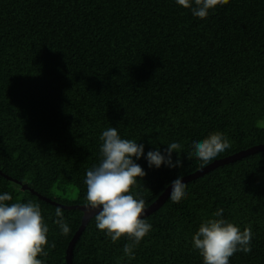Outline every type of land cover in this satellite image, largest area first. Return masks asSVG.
I'll return each mask as SVG.
<instances>
[{"label": "trees", "instance_id": "trees-1", "mask_svg": "<svg viewBox=\"0 0 264 264\" xmlns=\"http://www.w3.org/2000/svg\"><path fill=\"white\" fill-rule=\"evenodd\" d=\"M109 127L145 155L182 145L183 167L136 161L146 176L132 194L146 207L178 175L201 169L187 159L194 141L217 131L230 141L209 164L264 144V0H229L203 20L176 0H0V172L17 181L0 176V194L39 205L49 228L43 264H66L82 218L69 207L86 204V172L100 163ZM185 184L179 203L169 195L143 217L152 230L135 259L124 256L129 241L113 243L93 216L72 264H203L192 236L218 208L253 233L251 253L229 264H264V151Z\"/></svg>", "mask_w": 264, "mask_h": 264}, {"label": "clouds", "instance_id": "clouds-1", "mask_svg": "<svg viewBox=\"0 0 264 264\" xmlns=\"http://www.w3.org/2000/svg\"><path fill=\"white\" fill-rule=\"evenodd\" d=\"M229 0H176L177 5L190 10L192 15L206 19L218 6L226 5ZM101 160L97 166L86 172L85 208L94 213L96 228L105 233L113 243L126 238L129 242L123 246L124 256L135 259V249L150 233L152 225L145 216V201L137 199L132 193L138 186V179L146 176L144 169L136 162L146 159L148 167L170 169L183 167L181 160L182 145L177 142L168 144L163 151L160 148L149 150L145 155V146L134 140L123 139L117 127H109L99 137ZM151 143V141H149ZM231 147L228 138L221 132H213L199 142H193V156L205 168L211 161ZM173 153L176 159L173 161ZM187 184L178 175L171 182L170 200L179 203L187 195ZM13 197L0 194V264H43L38 257L48 253L49 228L44 221L39 205L31 202H11ZM223 209L218 208L213 218L204 220L192 236V247L202 257L203 264H229L230 258L237 252L249 254L252 251L253 233L251 226L241 228L221 218ZM55 223L61 235L71 231L57 209ZM52 248L55 247L53 243Z\"/></svg>", "mask_w": 264, "mask_h": 264}, {"label": "water", "instance_id": "water-1", "mask_svg": "<svg viewBox=\"0 0 264 264\" xmlns=\"http://www.w3.org/2000/svg\"><path fill=\"white\" fill-rule=\"evenodd\" d=\"M261 151H264V144L256 145V146H253V147H251L245 151L237 152V153L230 155L228 157H225L223 159H219V160L214 161L213 163L209 164L205 168L199 169L198 171L194 172L193 174L183 177V182L184 183L189 182L191 180H194L198 177L203 176L205 173L212 170L213 168H216L218 166H221L223 164H226V163H229V162H232L235 160H239L243 157H246L248 155L255 154V153H258ZM0 176L4 177L6 180H8L10 182L11 181L15 182V183L17 182L16 180H13L12 178L8 177L7 175L3 174L2 172H0ZM23 188L29 189L25 185L23 186ZM29 190L32 193H34L39 199L45 201L46 203H52L53 204V202L51 200H49L48 198L41 196L40 194H37L36 192H34L31 189H29ZM170 192H171V184L162 192V194L157 198L156 201H154L151 205L146 207V210H145L146 212H145L144 217H147L149 214H151L152 212L156 211L159 207H161L163 205V203L169 197ZM69 208H78L80 210V212L82 213V218H81V224H80L78 230L75 232L74 236L69 241L68 246L66 248V258H65L66 264H72V250H73L74 244H75L77 238L79 237V235L81 234V232L83 231V229L85 228L86 224L89 222L90 218H92L94 216V213H92L91 210L86 209L85 205L73 206V207H69Z\"/></svg>", "mask_w": 264, "mask_h": 264}, {"label": "rangeland", "instance_id": "rangeland-1", "mask_svg": "<svg viewBox=\"0 0 264 264\" xmlns=\"http://www.w3.org/2000/svg\"><path fill=\"white\" fill-rule=\"evenodd\" d=\"M70 194H71V195H70L71 198H73V197L76 196V192H75V191L71 192Z\"/></svg>", "mask_w": 264, "mask_h": 264}]
</instances>
